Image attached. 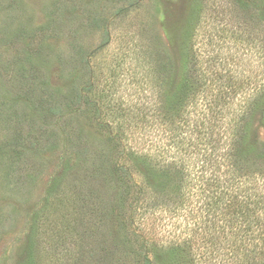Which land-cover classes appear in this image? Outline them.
<instances>
[{
    "label": "rangeland",
    "instance_id": "1",
    "mask_svg": "<svg viewBox=\"0 0 264 264\" xmlns=\"http://www.w3.org/2000/svg\"><path fill=\"white\" fill-rule=\"evenodd\" d=\"M246 1L264 5V0ZM9 2L0 0L5 34L0 42V264H73V256L63 250L51 255L52 248L61 237L63 248L79 254L75 230L82 228L80 222L93 225L92 203L100 198L95 192L113 184L112 162L120 145L110 139L112 131L122 132L120 140L141 171L143 157L155 169L182 163L192 175L203 161L219 155L204 145L205 153L190 148L197 138L194 125L205 119L208 101L227 96L212 111L219 150L231 134L227 120L243 111L251 121L249 141H264L263 103H252L256 84L264 81V22L235 18L234 0H13L14 10L5 17ZM30 50L32 60L25 63ZM75 51L83 55L82 63L72 60ZM32 69L41 76L32 98H26L22 72ZM177 88L184 92L180 111L170 104ZM79 89L96 102L94 107L77 103ZM52 105L60 109L55 118L49 113ZM95 108L98 121L109 122V131L95 124ZM83 148L89 166L81 162ZM96 163L99 190L85 186L91 172L83 175ZM256 172L248 183L259 184L261 191L264 170ZM189 197L192 203L147 213L148 220L140 219L139 225L150 242L187 245L190 239L193 250L210 257L208 264H221L222 220L206 229L204 218L193 213L194 195ZM121 223L114 214L104 229L123 241L118 247L92 240L101 264L129 258L124 243L130 226Z\"/></svg>",
    "mask_w": 264,
    "mask_h": 264
},
{
    "label": "trees",
    "instance_id": "2",
    "mask_svg": "<svg viewBox=\"0 0 264 264\" xmlns=\"http://www.w3.org/2000/svg\"><path fill=\"white\" fill-rule=\"evenodd\" d=\"M12 2L13 0L4 7L7 10L5 17L11 16L10 13L14 10ZM234 2L235 12H237L235 18L238 19L239 17L243 22L250 20L254 25L255 22L257 24L264 22V5L258 7L255 4L254 6V3L249 4L246 0H234ZM261 4L264 3L261 2ZM4 25L3 30L6 31L8 29L6 22ZM3 40H5V34L0 31V42H3ZM33 53L31 54V50L30 54L28 52L24 53L25 63L32 60L30 56ZM74 55L72 60L76 59L82 63L83 55H81V52L75 51ZM85 65H88L87 61H85ZM21 67L25 66L21 65ZM25 71L22 72L23 79L21 80L24 84L23 91L26 98H32L34 86H38L37 80L41 75L36 76L33 69L28 72ZM256 85L255 96L257 97L252 100V103L255 107L261 106V102L263 103L261 113L264 116V81ZM184 87L185 89L188 88H186V85ZM177 92L178 96L175 92L177 98L168 102H170L171 107L179 108L180 111L184 106L182 101L184 92L178 88ZM180 93L182 94L180 95ZM75 94H77V103L83 102L88 107L96 105L95 101L82 97L80 89ZM226 97L224 96L222 100L215 98L211 102L208 101L205 106L209 109L207 112L203 111L205 112L203 113L205 119L197 121L194 125L193 131L197 133V138L195 141L189 142V145H192L190 148L193 151L205 153L206 151L202 147L204 145L206 150L207 148L214 149L219 155H214L207 164H204L203 161L192 175L185 172L182 163L169 162L173 164L167 163L166 167L155 169L154 165L144 161L143 157H141V164H143L141 165L143 168L141 171L137 166L136 156H133V152H127L126 144L120 140L122 132L120 130L112 131L111 137V134H109L110 139L117 138L120 145V149L116 153L117 158L112 162L111 180L113 184H104L102 190L95 192L100 198L97 199V202L92 203L97 212L95 214V211L91 210V215L94 217L93 225L89 222L86 225L80 222L79 225L82 228H79V231L75 230L79 254L75 256L69 252L67 247L63 248L65 241L59 237L53 245L51 255L59 254L60 250H63L66 255L70 254L74 257L72 259L73 264H101L103 260L98 259V256L95 257V253L92 251V242L95 240V243L98 240V244L106 241V244L113 248L118 247L123 242L116 241L110 231H104L115 214L122 219L121 226H130L129 239L124 243L125 249H128L129 258L126 259L121 256V259L119 258L121 262L116 260V264H208L210 263L209 256H204L202 251L193 250L194 241L188 239L187 245L160 246L150 242V237L146 235L144 228L139 225L140 219H147V213L163 208L171 209L169 208L170 205L175 207L184 206L186 200L192 203L189 196L194 195L193 213H197L198 217L204 218L206 229L214 221L222 220L223 227H221V230H225L226 246L223 248L224 258H219L221 264H264V188L259 191V184L255 185L253 183V185H250L248 183H251L252 179H256V174H258L256 169H259L260 172L264 170V141L258 144L249 141L251 121L247 119L246 115L248 113L243 111L240 118L236 119L233 114L227 120V129L231 130V134L228 135L225 149L219 150L221 149L220 135L218 136V133H215L217 119L213 117L212 111L215 110L217 104L224 105ZM221 108L220 106L219 110ZM49 111L54 118L60 113V109L56 105H52ZM94 114L93 119L97 120L95 124L105 131H109L111 129L109 122L98 121L97 118L100 113L96 108ZM180 114L182 113H179V117ZM173 115L170 116L171 119L174 118ZM164 118L168 119L169 115H165ZM206 119L209 122H205ZM213 134L212 144L210 143V146H208L209 141L207 139L212 137ZM189 145H187V148ZM182 149L184 150L185 147ZM86 153V149L83 148L81 162L89 166L91 162H87ZM200 155L203 156L204 154L200 153ZM100 169L97 163L94 165L93 170L84 168L85 173L83 175L85 177L91 172L84 179L85 186L89 184L94 190H99L95 189L97 180L93 177L101 175ZM262 176L263 174L259 173V177ZM112 192L113 200L107 201V198H111ZM81 194L84 193L81 192ZM77 204L78 201L75 202V205ZM219 209H221L220 215L217 213ZM70 222L69 217L63 226L64 231H66ZM205 228L204 230H206ZM205 234L209 238L210 233L205 231ZM88 245L90 246L87 247Z\"/></svg>",
    "mask_w": 264,
    "mask_h": 264
}]
</instances>
